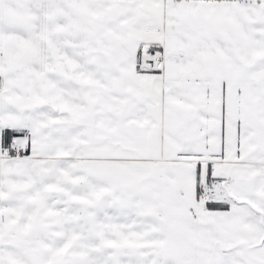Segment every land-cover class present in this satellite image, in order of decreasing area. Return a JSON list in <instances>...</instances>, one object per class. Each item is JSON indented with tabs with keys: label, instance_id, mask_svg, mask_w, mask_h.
Masks as SVG:
<instances>
[{
	"label": "snow or ice",
	"instance_id": "snow-or-ice-1",
	"mask_svg": "<svg viewBox=\"0 0 264 264\" xmlns=\"http://www.w3.org/2000/svg\"><path fill=\"white\" fill-rule=\"evenodd\" d=\"M0 264H264V0H0Z\"/></svg>",
	"mask_w": 264,
	"mask_h": 264
}]
</instances>
